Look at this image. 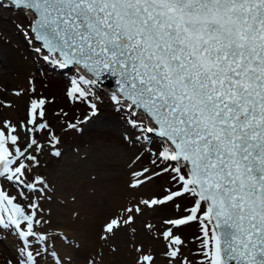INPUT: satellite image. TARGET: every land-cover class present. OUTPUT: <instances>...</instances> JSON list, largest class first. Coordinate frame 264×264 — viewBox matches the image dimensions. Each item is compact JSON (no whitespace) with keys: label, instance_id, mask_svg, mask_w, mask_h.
<instances>
[{"label":"snow or ice","instance_id":"1","mask_svg":"<svg viewBox=\"0 0 264 264\" xmlns=\"http://www.w3.org/2000/svg\"><path fill=\"white\" fill-rule=\"evenodd\" d=\"M12 3L30 17L36 52L75 69L71 101L86 103L94 116L100 101L94 89L109 77L116 85L110 100L124 114V139L137 154L129 165L131 198L103 225L100 239L124 229L135 235L139 220L166 242L168 264H192L174 229L198 221L196 264H264V0ZM45 104L33 99L26 120H0V181L17 190L10 195L0 183V230L19 238L17 264H48L49 254L71 264L56 243L68 237L50 231L41 206L51 199V185L36 174L40 157L47 148L60 155ZM145 158L148 164L137 170ZM165 175L161 193L141 191ZM186 196L193 201L187 215L163 219L159 227L145 222L157 218L161 205ZM132 246L140 254L136 264H156L143 242Z\"/></svg>","mask_w":264,"mask_h":264},{"label":"rangeland","instance_id":"2","mask_svg":"<svg viewBox=\"0 0 264 264\" xmlns=\"http://www.w3.org/2000/svg\"><path fill=\"white\" fill-rule=\"evenodd\" d=\"M29 21L30 17L23 9L4 7L0 4L1 44L7 43L8 40L9 43L13 44L22 54V61H24L25 64L30 65V67H28V73L20 72L16 65H14V68H10L7 73L1 74L0 72V120L9 118L6 114L2 115L5 109L8 111V109L14 110L16 108L20 112L19 119L26 120L30 101L33 99L44 98L46 100L45 119L60 137V144L57 146L60 155L56 156L54 150L47 148L45 153L40 157L41 164L36 171L37 175L46 178L50 174H55L60 168L67 167V160H69V163H75L76 165L81 164L82 162V165L90 166L93 169L97 165L95 162H102L101 158L104 156L105 158L109 157L108 159L113 161V163L105 164L103 168L98 169L99 171L109 169L107 166L112 165L111 169L116 171L117 175H120L119 172L122 171L124 172L123 175H125V177L129 176L130 178L131 169L129 165L135 158L137 150L130 146L124 139L123 129L113 126L111 122L108 124L109 119L125 122L124 114L117 111L116 106L110 100L111 93L106 90V88L109 87L105 84L94 89L96 95L100 97V101L98 102V112L94 116L90 115L91 110L86 103L71 101L67 95V91L70 87V80L77 75L75 69L68 68L65 71H58L54 66H51V63L43 59L44 53L36 52L35 47H38L39 42L29 39L32 35L28 31ZM33 88L34 91H32ZM112 90L113 89H111V91ZM16 92H20L21 94L17 96L14 94ZM21 96H23V100L19 104L15 103L16 108L13 105H11V107L5 106V103H9L11 100H16ZM64 113H67V115L65 116ZM86 116L89 117L87 120L85 119ZM69 122L76 123L77 128L75 130L68 129L67 124ZM46 136L47 132L39 134L40 141L44 142ZM111 149L114 151H112L111 154H108ZM116 159L121 160L123 164H125V170H117ZM110 160L108 161L111 162ZM147 164L148 160L145 158L142 162L134 165V167L138 170L141 166ZM80 169L81 166L79 167V170ZM89 170L92 171L91 169ZM58 172H61V170ZM168 179L169 177L167 175L162 176L156 179L147 188L141 189V191L143 193L147 191L146 195L151 192L161 193L164 187L167 186ZM48 182L50 185L53 184L52 180ZM126 183L129 184L128 177L126 178ZM9 193L10 195L17 194V192H11V190ZM20 202L24 203L23 201ZM71 202L73 203V201ZM192 203L193 201L190 197L186 196L178 198L175 204L169 202L166 205H161L157 208V218L153 219L151 215H149L145 222L152 223L159 227L163 219L187 215V213L184 212V209L190 208ZM60 204H62V202ZM73 204L74 207H79L80 203L79 201H75ZM176 204L180 205L179 210L176 208ZM69 207L71 206H68V210L71 211L73 207ZM70 215H74L73 212ZM46 217L47 216H45V218ZM49 219L51 221V218ZM57 225L60 224L54 223L50 231L55 232L60 236L66 235L57 233L59 228ZM80 227L79 223L76 222L73 229L69 228L70 230L79 233ZM134 227L137 229L135 235L128 229L121 230L120 232H117L115 237L109 239L108 245L104 246V244L100 242L99 245L101 246L98 247L96 253L98 254L105 250V254L108 253L107 261L111 264H136V260L140 254L135 251V248L132 245L135 244L136 246H140L141 242L149 239L152 244L156 243V245H152L153 247L147 248L145 251L148 249L152 250V254L156 257V264H168L166 257L163 258L164 261H162V258L160 259V257H158L162 256L163 252L167 251L165 247L166 242L163 238H156L147 233L143 229L142 223L139 220ZM142 231H144L143 241L139 240V235ZM174 231H176V234L181 236L185 242L184 247L182 248L183 256L192 261V264H196V262L201 259V256L197 254L200 251V239L198 238H202L200 223L198 221L189 222L186 225L180 226L178 230L174 229ZM8 234H10L9 231L0 230V246L6 248V250L11 253L12 258L10 260L13 261L12 264H17L19 259L17 249L21 247V245L16 235H14L15 242H9ZM145 235L148 239L144 238ZM66 236L68 237V241L62 244L61 241L58 240L56 242L57 248H62L63 252H61L60 249L58 250L65 260H72L73 252L71 249L75 248V245L71 235L68 234ZM73 236H75V234H73ZM143 246H145V243H143ZM113 247H115L116 251L111 250ZM77 257L78 259L76 258L75 260L78 263L79 261L85 263V259H82L79 255ZM54 259L55 256L50 254L45 256L47 262L51 261V264H60L59 260L56 261L55 259L54 262ZM131 259H133L134 262L129 263ZM5 264L7 263L5 262ZM177 264H179V261H177Z\"/></svg>","mask_w":264,"mask_h":264},{"label":"bare ground","instance_id":"3","mask_svg":"<svg viewBox=\"0 0 264 264\" xmlns=\"http://www.w3.org/2000/svg\"><path fill=\"white\" fill-rule=\"evenodd\" d=\"M1 42L2 37H0L1 74L7 73L10 68H14V65L18 67L20 72L28 73V67H30V65L25 64L24 61H22V54L18 49L13 44L9 43L8 40L5 44H1ZM22 100L23 96L16 100H11L8 104L13 105L16 108L15 103L19 104ZM19 113L20 112L17 108L14 110L8 109V111L5 109L2 115L6 114L13 122H19L24 120L19 119ZM110 122L113 126L120 127L125 132L126 124L124 121L119 122L117 120L114 121L109 119L108 124ZM112 151L114 150L111 149L108 154H111ZM108 158L103 156L101 158L102 162H95L97 165L93 169L90 166L82 165V162L81 164L76 165L75 163H69V160H67L66 163L68 165L65 168H60L59 170H61V172H58V170L55 174H50L46 177L48 181L52 180L53 182L49 193L51 199L42 201L41 205L45 210L46 218H51V224L54 225V223H59L61 225H57L59 227L57 233L71 235L75 245V248L71 249L73 252L71 264H89V261L93 259L96 261V264H111L107 261L108 253L105 254V250L98 254L96 253L98 247L101 246L99 245L100 242L104 244V246L109 243V240L102 241L100 239L102 227L107 220L112 217L128 199L131 198V192L128 183H126V178L128 177L129 179V176L125 177V175H123L124 172L120 171L125 170V164H123L121 160L116 159V168L117 170L120 169V175H117L116 171L111 169L112 165L107 166L109 169H104L102 171L98 170L103 168L105 164L113 163V161ZM80 166L81 169L79 170ZM0 183H2L8 191L11 190V192H17L11 184L4 183L3 181H0ZM146 192L147 191L144 193L146 194ZM71 201H73V203L79 201V207H74V204ZM61 202L63 205L60 204ZM68 206L73 207L71 211L68 210ZM72 212L74 215H70ZM76 222L81 226L79 233L70 230V228H74ZM11 234L14 235L13 233ZM11 234H8V241L15 242L14 236ZM73 234H75V236H73ZM143 235L144 231L140 232L139 240L143 239ZM144 238L148 239L146 235ZM143 243H145L144 249L156 245V243L152 244L149 239L143 241ZM58 249L63 252L62 248L58 247ZM78 255L86 260L85 263L82 261H79L78 263L75 260L76 258L78 259ZM158 257H160V259L162 258V261H164L163 255ZM11 258V253L6 250V248L0 246V262L3 264L6 262L8 264ZM50 262L51 261H49L48 264H51ZM131 262H134L133 259H131L129 263Z\"/></svg>","mask_w":264,"mask_h":264},{"label":"water","instance_id":"4","mask_svg":"<svg viewBox=\"0 0 264 264\" xmlns=\"http://www.w3.org/2000/svg\"><path fill=\"white\" fill-rule=\"evenodd\" d=\"M9 1H11L12 2V0H9ZM103 82H105V83H107V84H111V85H114V86H116L115 85V83H114V80L112 79V78H106ZM104 83V84H105Z\"/></svg>","mask_w":264,"mask_h":264}]
</instances>
